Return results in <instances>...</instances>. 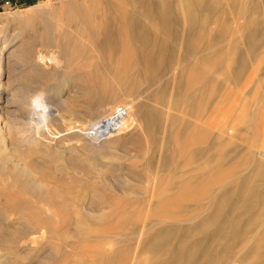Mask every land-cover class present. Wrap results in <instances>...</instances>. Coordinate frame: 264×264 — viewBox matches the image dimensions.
I'll use <instances>...</instances> for the list:
<instances>
[{
	"label": "rangeland",
	"instance_id": "rangeland-1",
	"mask_svg": "<svg viewBox=\"0 0 264 264\" xmlns=\"http://www.w3.org/2000/svg\"><path fill=\"white\" fill-rule=\"evenodd\" d=\"M115 1L140 12L135 0ZM106 11L97 0H0V48L22 52L4 60L10 92L52 109L29 143L30 158L53 175L34 173L36 187L10 162L0 166V264H251L264 212L225 255L227 236L212 242L215 226L202 224L217 211L242 224L260 208L255 201L236 216L222 197L240 190L264 151L263 0H218L196 43L179 14L156 81L128 35L98 43ZM154 15L141 20L162 36ZM109 45L115 54L101 53ZM126 105L138 107L136 125L84 134L106 108ZM14 229L20 240L5 241Z\"/></svg>",
	"mask_w": 264,
	"mask_h": 264
},
{
	"label": "bare ground",
	"instance_id": "bare-ground-1",
	"mask_svg": "<svg viewBox=\"0 0 264 264\" xmlns=\"http://www.w3.org/2000/svg\"><path fill=\"white\" fill-rule=\"evenodd\" d=\"M140 6V12L132 11L130 14L125 12L121 4L115 0H97L100 6H104L106 16H104L103 25L100 28L101 40L98 43L107 45L110 42L116 41L121 35H128L137 50V59L141 67L147 71L150 80L156 81L159 78L164 65V55L169 49L168 43L170 40L175 39V34L171 30L173 26L179 23V14L184 16L186 22V29L190 39L193 43L202 34L205 24L209 15L213 13L218 0H135ZM231 4H236L237 0H230ZM264 3V0H263ZM152 12L155 13L154 20L156 25L159 26L162 36L157 32L150 30L141 17H147ZM112 20H110V18ZM113 17L116 18L113 20ZM127 20L129 23L126 24ZM250 31V30H249ZM254 30L249 34L255 35ZM111 47V48H110ZM7 47L4 45L0 48V154L9 151V156L0 161V166H5L6 162H10L11 167H14L18 174L25 178L27 183L36 184L39 187L40 183H36L33 174L39 173L52 177L51 172L41 167L36 159L30 158V153L34 152L31 140H39L41 131H44L48 125V118L44 112H48L46 107L34 106L33 102L29 100H22L15 92H10L12 79L10 76L9 67H4L5 57L12 54L21 56L18 49H13L5 54L4 50ZM189 48V47H188ZM191 51L193 47L189 48ZM101 53L115 54L117 45L109 47L101 46ZM7 55V56H6ZM241 58V57H240ZM48 63L58 65V57L50 55L47 60ZM12 64V63H11ZM242 62H239L237 68H241ZM74 88V87H73ZM71 93V92H70ZM25 99V98H24ZM60 104L73 109V104L70 103L69 98H63ZM19 105V109L15 108ZM87 105L86 103L84 104ZM120 107L122 112L118 113L117 108ZM112 114V107L106 108L108 117H105L101 122L90 124V129L84 131L93 140L98 136L111 135L117 131L124 130L127 126L133 127L137 124L136 113L137 108H131L130 105L118 106ZM142 107V106H141ZM47 109V110H46ZM40 111H43L40 114ZM49 114V113H48ZM55 116L60 117L58 112L55 111ZM143 120L147 121L146 112L142 113ZM61 119V118H59ZM82 124H66L67 129L76 128L75 131L79 132ZM28 134V138L26 135ZM230 134L233 130L228 131ZM82 134V133H81ZM78 136V135H76ZM79 136L80 135L79 133ZM85 138V137H84ZM44 139V138H43ZM41 140V139H40ZM82 139H79L80 141ZM11 157H16L11 159ZM254 168L248 175L242 176L239 186L240 190L236 192H226L223 199L231 204L232 209L235 211L236 216L248 215L251 213L252 205L256 201L260 204L257 213L248 217L242 224L235 221V217L226 216L217 211L210 220L203 222L202 226L207 224L214 225V229L208 235L206 230L198 229L199 238L205 236L211 239L212 242L216 241L218 237L227 236L225 248H223L222 255L228 253L233 244L239 240L246 230H249L258 219V215L264 212V185L258 186L259 182H264V151L259 152V157L254 156ZM9 164V163H8ZM258 182V183H257ZM30 186V185H29ZM25 229V228H24ZM10 231L8 234L4 233L5 241L14 243L20 240L18 230ZM26 230V229H25ZM255 231V230H254ZM13 232V233H12ZM252 240V239H251ZM202 239H199L197 244H201ZM258 252L250 260L251 264H264V235L260 237L254 246ZM180 254L176 251L173 254V262L179 258ZM191 256V255H190ZM192 257V256H191ZM188 259L190 257L187 256Z\"/></svg>",
	"mask_w": 264,
	"mask_h": 264
},
{
	"label": "clouds",
	"instance_id": "clouds-1",
	"mask_svg": "<svg viewBox=\"0 0 264 264\" xmlns=\"http://www.w3.org/2000/svg\"><path fill=\"white\" fill-rule=\"evenodd\" d=\"M33 105L34 106L38 105L39 107H43V105L40 104V98L39 97H37L36 99L33 100Z\"/></svg>",
	"mask_w": 264,
	"mask_h": 264
},
{
	"label": "built area",
	"instance_id": "built-area-1",
	"mask_svg": "<svg viewBox=\"0 0 264 264\" xmlns=\"http://www.w3.org/2000/svg\"><path fill=\"white\" fill-rule=\"evenodd\" d=\"M117 112L120 113L122 112V109L120 107L117 108Z\"/></svg>",
	"mask_w": 264,
	"mask_h": 264
}]
</instances>
